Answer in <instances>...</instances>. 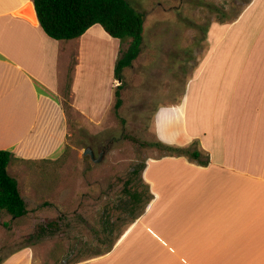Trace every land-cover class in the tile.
Masks as SVG:
<instances>
[{
    "label": "crops",
    "instance_id": "obj_1",
    "mask_svg": "<svg viewBox=\"0 0 264 264\" xmlns=\"http://www.w3.org/2000/svg\"><path fill=\"white\" fill-rule=\"evenodd\" d=\"M263 29L260 45L248 50L259 55L237 63L236 51L230 53L224 78L203 79V68L173 97L169 73V96L160 95L165 106L155 111L156 135L170 145L195 141L200 157L150 160L147 211L106 253L73 264H264ZM130 42L98 24L79 37L54 39L42 28L34 0H0V150L19 160L58 158L69 133L66 95L76 111L100 124L116 103L115 66ZM16 161L9 172L20 182ZM2 213L0 226H10ZM9 255L0 264H33L30 247Z\"/></svg>",
    "mask_w": 264,
    "mask_h": 264
},
{
    "label": "rangeland",
    "instance_id": "obj_2",
    "mask_svg": "<svg viewBox=\"0 0 264 264\" xmlns=\"http://www.w3.org/2000/svg\"><path fill=\"white\" fill-rule=\"evenodd\" d=\"M130 1L145 21L142 57L123 70L122 81L115 80V90L122 84L123 103L94 124L63 96L69 133L62 154L52 161H16L29 212L14 220L5 211L1 214L10 226H0V261L25 247L32 249L33 264H73L110 250L135 219L134 212L138 218L149 208L151 187L144 180L148 162L169 155L154 145L159 141L156 112L165 106L169 73L177 97L182 82L197 77L203 68H208L203 79L224 78L228 69L222 67L232 63L230 53L236 51L237 63L259 55L248 50L260 45L257 32L264 25V0H257L234 28L254 0ZM108 144L101 162L84 153L92 146L97 154ZM187 148L198 150V144L194 141ZM136 191L142 193L141 200L125 204Z\"/></svg>",
    "mask_w": 264,
    "mask_h": 264
},
{
    "label": "trees",
    "instance_id": "obj_3",
    "mask_svg": "<svg viewBox=\"0 0 264 264\" xmlns=\"http://www.w3.org/2000/svg\"><path fill=\"white\" fill-rule=\"evenodd\" d=\"M34 4L42 28L54 39L79 37L97 24L112 37L131 38L130 45L116 62L115 75L118 79H123V70L133 64L142 50L145 18L129 0H34ZM121 88L122 84L118 85L115 91L116 109H119L123 103ZM154 145L165 148L170 156L190 155L192 158H198L201 155L199 150L191 151L187 146L164 144L160 141ZM13 160L19 158H16L12 151L0 150V212L6 211L13 217L19 218L26 215L29 210L17 177L9 172V164ZM146 186L150 189L147 183ZM151 197H153L152 193ZM141 198L142 193L136 191L130 193L129 200L123 202L133 205ZM134 218H136L135 212Z\"/></svg>",
    "mask_w": 264,
    "mask_h": 264
},
{
    "label": "water",
    "instance_id": "obj_4",
    "mask_svg": "<svg viewBox=\"0 0 264 264\" xmlns=\"http://www.w3.org/2000/svg\"><path fill=\"white\" fill-rule=\"evenodd\" d=\"M120 81H121V79H120ZM108 147H109V144L103 146V148L98 150V152L96 154L94 148L92 146H89V147L86 148L84 153L85 154H89L91 156V159L94 162L98 163V162H101L105 158Z\"/></svg>",
    "mask_w": 264,
    "mask_h": 264
}]
</instances>
